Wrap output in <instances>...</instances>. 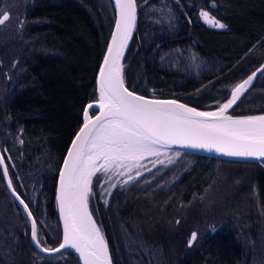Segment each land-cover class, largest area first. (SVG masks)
Here are the masks:
<instances>
[{"label":"trees","instance_id":"trees-1","mask_svg":"<svg viewBox=\"0 0 264 264\" xmlns=\"http://www.w3.org/2000/svg\"><path fill=\"white\" fill-rule=\"evenodd\" d=\"M111 2L52 0L46 8L35 10L31 19L38 27L16 40L17 51L10 46L3 53L7 70L2 74L0 148L7 150L2 154L7 159L10 177L27 204L33 202L31 193L37 184L42 187L31 209L38 236L46 247L55 248L60 242L53 205L55 174L68 141L81 124L83 107L97 96L94 75L113 22ZM136 3V27L123 57L125 84L132 91L149 95L157 88L154 93L157 97L178 99L203 111L214 110L217 102L226 101L230 90L264 60V0H136ZM202 8L226 27L214 28L201 21L197 11ZM14 58H17L15 68L10 64ZM263 112L264 74L258 73L228 114ZM178 153L177 162L152 168L122 187L117 182L111 195L102 196L103 189L94 178L93 193L100 207L105 227L102 233L112 264H188L184 261L188 254L181 247L171 246L167 240L150 241L158 238V233L161 239L169 240L166 228L173 226L175 216L169 211L174 189L171 178L179 174L199 177L202 182H196L200 184L195 189L198 193L210 178L213 181L220 175L233 174L231 165L258 166L255 162ZM150 176L155 179H148ZM181 181L185 185L191 183ZM3 183L0 177V223L11 227L14 222L21 224V231L0 263L78 264L70 254L44 257L32 248L28 220ZM183 190L190 191L185 187ZM244 213L245 210L240 218L247 221L243 222L246 224L241 238L251 243L241 249L243 260L248 255L264 254L259 245L264 234L259 226L263 218L258 214L252 220ZM15 231L5 233L13 236ZM6 234L0 233V247L5 240L9 241ZM208 250L211 262L218 264V259H222L219 247L214 245ZM226 251L230 261L238 255L230 247Z\"/></svg>","mask_w":264,"mask_h":264},{"label":"snow or ice","instance_id":"snow-or-ice-1","mask_svg":"<svg viewBox=\"0 0 264 264\" xmlns=\"http://www.w3.org/2000/svg\"><path fill=\"white\" fill-rule=\"evenodd\" d=\"M115 9L114 31L99 67L98 100L84 108L83 125L71 142L59 174L57 201L63 237L58 247L43 246L37 221L29 205L16 192L5 156L0 154V176L31 219V239L37 249L53 255L70 248L79 254L83 264H112L102 230L89 211L94 178L103 189L101 195H111V189L117 187L111 182L113 177L127 176L120 182L121 187L137 179L142 175L140 161L147 156L158 157L161 149L170 145L264 160V115L234 117L228 114L257 73L264 74V65L235 85L225 102H217L215 111H199L177 100L138 95L126 86L122 63L136 27V0H115ZM199 16L210 27H226L203 8ZM9 19V13L0 10V26ZM97 106L98 114L93 117L89 111ZM167 160L173 163V157ZM156 162L164 163L163 160ZM134 170L135 175H132ZM197 239L198 234L193 231L188 245L191 247Z\"/></svg>","mask_w":264,"mask_h":264},{"label":"flooded vegetation","instance_id":"flooded-vegetation-1","mask_svg":"<svg viewBox=\"0 0 264 264\" xmlns=\"http://www.w3.org/2000/svg\"><path fill=\"white\" fill-rule=\"evenodd\" d=\"M51 3L52 0H0V10L7 11L10 15V19L0 26L1 30H6L4 37L0 36L5 39L2 43L0 42V100L3 99L1 96L4 86L2 74H5L7 70L6 64L2 60L3 53H6L10 46H12V51H17L19 43L16 40L26 37L27 33H33V30L38 27V24L31 19L35 10L46 8ZM197 12L200 13V11ZM16 62L17 58L11 59V66L15 68ZM231 166L234 168L233 174L220 175L213 181L210 178L211 181L208 185H202L198 193L195 189H199L198 185L202 182H199V177L182 174L173 176L171 178L174 183L171 196L172 207L169 211L174 212L175 216L173 217V226L166 228V232L170 234L169 240L161 239V235L158 233V238H152L150 241L157 243L167 240L171 246L181 247L183 253L188 254L184 259L188 264H213L207 253L209 252L208 247L214 245L219 247L222 254V259H218V264H264V256L258 254L245 256L243 260L244 254L241 249L251 242L241 238L244 224H246L243 222H246L247 219L240 218L243 216L241 214L244 210L246 212L244 214H247L252 220L257 219L260 214L263 219L260 218L259 226L264 233V162L258 164L259 167L257 165L246 166V164ZM181 180H191V183L185 185ZM183 187L190 191L186 192ZM15 189L18 194H21L19 189ZM41 189L42 187L38 183L31 193L33 202L28 204L31 211L35 197L41 192ZM25 203L27 202L25 201ZM193 231L197 232L198 239L190 247L188 240ZM255 242L257 241L253 243L255 244ZM259 243L264 248V234H262ZM226 247L238 252L232 261H230V256L226 257ZM2 260L3 256L0 255V261ZM214 264L216 263L214 262Z\"/></svg>","mask_w":264,"mask_h":264},{"label":"water","instance_id":"water-1","mask_svg":"<svg viewBox=\"0 0 264 264\" xmlns=\"http://www.w3.org/2000/svg\"><path fill=\"white\" fill-rule=\"evenodd\" d=\"M112 2H111V4H112V7H113V12H112V17H113V22H112V24H111V30H110V33L108 34V37H107V43L104 45V51H103V54H101V57H100V63H99V65H97V68H96V75H94V81H95V91H96V94H97V96H96V99L95 100H93L91 103H94L97 99H98V91H97V78H98V73H99V67H100V65L102 64V62H103V56H104V54L106 53V50H107V45H108V43L110 42V40H111V34H112V32L114 31V26H115V19H116V15H117V13H116V9H115V0H111ZM211 5H214V3L212 2L211 3ZM201 21H203V19H201ZM134 32V31H133ZM132 39V38H131ZM131 39H130V41H129V43L131 42ZM129 43H128V45H129ZM128 47V46H127ZM128 49V48H127ZM126 49V50H127ZM126 50H125V53H126ZM122 63H123V59H122ZM262 65H264V60H263V62L253 71V72H256L257 71V69L258 68H261V66ZM253 72H251V74L253 73ZM250 74V75H251ZM257 75H258V73H257ZM257 75L254 77V79L257 77ZM249 76V75H248ZM247 76V77H248ZM247 79V78H246ZM253 79V80H254ZM245 80V79H244ZM243 81V79L240 81V82H242ZM250 87V86H249ZM248 87V88H249ZM247 88V89H248ZM130 90V89H129ZM159 89H157V88H154L153 90H151V94L150 95H143V96H146V97H148V98H150V99H160V100H174V99H171V98H165V99H163V98H160V97H157V96H155V92L156 91H158ZM130 91H132V90H130ZM134 91V90H133ZM136 92V91H135ZM138 95H141V94H139V92H136ZM229 95H231V91H230V94ZM243 95V94H242ZM241 95V96H242ZM230 97V96H229ZM228 97V98H229ZM227 98V99H228ZM241 98V97H240ZM175 100H177V101H179L180 103H183V102H181V100H178V99H175ZM225 102V101H224ZM223 103V102H222ZM90 104V103H89ZM88 105V103L83 107V109H82V118H81V121H80V125L78 126V128H76L75 130H74V132H73V136H72V138L68 141V145H67V148L64 150V152H63V157H62V160H60V162H59V164H58V170L56 171V174H55V176H56V178H55V181H54V187H55V190H54V192H53V197H54V203H53V205H54V208H55V217L57 218V225H58V228L60 229V242L59 243H61L62 242V237H63V221L61 220V217H60V211H59V204H58V201H57V194H58V189H59V174H60V170L62 169V167H63V162H64V159H65V157L67 156V152H68V149H69V147L71 146V142H72V140L75 138V135H76V133L79 131V128L83 125V110H84V108L86 107ZM188 105V104H187ZM188 106H190V105H188ZM190 107H192V106H190ZM197 110H199V111H203V110H201V109H198V108H196ZM93 110V113L92 114H90V111H92ZM211 110H213V109H208L207 111H211ZM216 109H214L213 111H215ZM230 110V109H229ZM89 111V114L91 115V116H95V115H97L98 114V106L97 107H94L93 109H91ZM229 115H232V114H229ZM250 115H264V112L263 113H259V114H249V115H244V114H242V115H238V116H250ZM232 116H234V115H232ZM234 117H236V116H234ZM166 151H167V149L168 150H174V151H182V152H184V153H192V154H194L195 156H202V157H204V158H206V159H209V158H211V159H216V160H226V161H236V162H240V161H242V162H247V163H251V162H257L258 164H260L261 162H264V160H256V159H252V158H242V157H230V156H226V155H223V154H220V153H217L216 151H207V150H204V149H194V148H189V147H184V146H182V145H170V146H168L167 148H164ZM2 151H5V149H1L0 148V154H1V152ZM1 179H3V181H4V186H5V189H7V191H8V193H9V197L11 198V199H14L15 200V202L17 203V205L19 206V209H21L22 210V212H23V215H24V217L28 220V230H29V232H30V234H29V240L31 241V243H32V248L34 249V250H36V251H38L40 254H42L44 257H47V256H52V255H49V254H47V253H42V252H40L39 251V249H37V247L35 246V244H34V242L32 241V239H31V219L27 216V214H26V212L24 211V209H23V206L19 203V200H17L16 199V197L13 195V193H12V191L7 187V183H6V180L1 176ZM90 211V210H89ZM59 243L57 244V246L56 247H58V245H59ZM70 254L77 262H78V264H83V262H82V260L79 258V254L78 253H76L73 249H67V250H64V251H62V253H56V254H53V256H55V255H58V254ZM111 261H112V259H111Z\"/></svg>","mask_w":264,"mask_h":264},{"label":"rangeland","instance_id":"rangeland-1","mask_svg":"<svg viewBox=\"0 0 264 264\" xmlns=\"http://www.w3.org/2000/svg\"><path fill=\"white\" fill-rule=\"evenodd\" d=\"M8 1H10V0H8ZM5 29H3V30H1L0 29V36H2V37H4V35H5ZM2 37H0V42L2 43L5 39H3ZM9 38V37H8ZM7 41V40H6ZM4 43H6V42H4ZM238 83H241L240 81L238 82ZM237 83V84H238ZM233 89V88H232ZM231 91V90H230ZM230 94V93H229ZM230 96V95H229ZM1 149H4V148H1ZM3 152V151H2ZM2 152H1V154H2ZM176 153H178V151L176 152V151H174V150H168L167 149V151L165 150V152H163V153H161L158 157L157 156H151V157H147V158H145V159H143V160H141L140 161V165L142 166V167H140L139 168V170L141 171V173H147V171H149L150 169H152V168H155V167H157V166H159V165H162V166H168V164H171V163H168V160H167V157H169V156H171V157H173V161L175 162H177L178 160H177V158H178V156H176L175 154ZM157 160H163L164 161V163L163 164H161V163H157L156 161ZM6 161H7V159L5 160V163H6ZM132 175H135V170L133 171V173H132ZM1 177V176H0ZM150 177H155V176H150ZM150 177H148V179L150 178ZM125 179H127V176H123V177H113V179H112V183H116L117 184V182L118 183H120L121 181H123V180H125ZM147 179V180H148ZM97 196L96 195H94V196H91V199L89 200V206H90V213L92 214V216H93V219L95 220V222H96V224H97V226H99L100 228H101V230H102V232L103 231H105V227L103 226V223H102V221H103V219H102V216H101V214H100V207H99V205L97 204ZM8 209V208H7ZM16 213V212H15ZM14 218H15V214H14ZM14 220V219H13ZM1 224V223H0ZM20 225L21 224H17V223H15L14 222V224L12 225V227L11 226H9L8 224H5L4 223V225H0V233L2 232V231H4V234H6L5 232H7L8 230H16L15 231V233L13 234V236H11V235H8V234H6V235H8L7 237H9L8 238V240L9 241H11L10 243H9V241H7V240H5V244L4 245H2V246H6V244H8V246H7V248L5 247V249L3 248V249H1V247H0V255H1V257L3 256V260H4V256L6 255V253H7V249H12V247L16 244V240L14 239L15 238V236L16 235H18L19 233H20ZM6 227V228H5ZM10 227H11V229H10ZM23 231V230H22ZM14 232V231H13ZM30 233V232H29ZM3 234V233H2ZM7 237H5V239H7ZM14 249V248H13ZM264 249V248H263ZM8 256V255H7ZM261 256H264V254H262ZM2 260V261H3ZM6 260V259H5Z\"/></svg>","mask_w":264,"mask_h":264},{"label":"bare ground","instance_id":"bare-ground-1","mask_svg":"<svg viewBox=\"0 0 264 264\" xmlns=\"http://www.w3.org/2000/svg\"><path fill=\"white\" fill-rule=\"evenodd\" d=\"M97 100H98V99H97ZM97 100H96V101H97ZM211 111H213V110H211ZM163 152H165V149H161L160 154L163 153ZM147 157H151V156H147ZM147 157H145V158H147ZM145 158H144V159H145Z\"/></svg>","mask_w":264,"mask_h":264}]
</instances>
